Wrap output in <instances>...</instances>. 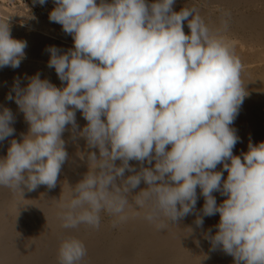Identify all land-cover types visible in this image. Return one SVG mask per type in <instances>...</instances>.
Masks as SVG:
<instances>
[{"label": "clouds", "instance_id": "1", "mask_svg": "<svg viewBox=\"0 0 264 264\" xmlns=\"http://www.w3.org/2000/svg\"><path fill=\"white\" fill-rule=\"evenodd\" d=\"M174 3L54 0L49 20L73 39L67 51L47 49L48 66L64 83L58 88L38 74L23 87L14 81L8 99L28 131L0 158V187L54 188L68 159L62 135L70 125L99 154L86 153L88 170L60 205L64 229H98L102 213L127 219L129 194L141 182L147 187L134 195L135 206L163 229L162 218L176 223L195 212L199 189L203 216L219 214L217 230L206 234L213 250L222 248L234 264H264V141L249 142L240 156L232 151L239 139L232 124L247 95L242 64L222 35L226 20L213 29L197 8L174 11ZM26 47L11 36L8 18L0 20V67L18 68ZM76 110L87 122L82 129ZM13 121L10 109L0 111V141L13 135ZM86 255L80 239L62 238L59 264H82Z\"/></svg>", "mask_w": 264, "mask_h": 264}, {"label": "bare ground", "instance_id": "2", "mask_svg": "<svg viewBox=\"0 0 264 264\" xmlns=\"http://www.w3.org/2000/svg\"><path fill=\"white\" fill-rule=\"evenodd\" d=\"M184 6L197 8L210 28H220L222 21H227V30L222 35L233 45L240 59L241 80L247 92L232 124L239 137L232 151L240 156L247 152L249 142L264 141V0H175L173 10L179 11ZM4 15L0 14V20L8 18L11 36L26 41L27 47L18 68L0 67V111L11 110L15 129L11 137L0 141V158L6 156L11 139L20 141L28 131L23 112L14 100L8 99L9 94L15 95L12 91L14 81L21 85L27 74H38L56 87H62L64 82L58 78L55 69L48 66L47 49L55 46L60 51H67L73 47L72 36L60 25L50 24L49 14L43 16L46 17L44 25L40 20L27 23ZM183 30L186 34L189 32L186 21ZM7 81L11 84L5 87ZM75 119L77 129L87 123L79 110L75 112ZM62 138L68 159L61 167L54 188L40 185L29 191L22 185V191H12L0 187V264H59L61 240L69 235L80 239L87 249L82 264H234L231 255L220 247L213 250L206 238V234L217 230L219 214L203 216L204 199L199 189L195 212L176 223L162 218L166 224L163 229L145 220L143 209L135 206L134 195L147 187L143 182L129 194L131 207L126 210L127 219L119 221L102 213L98 229L86 225L64 229L58 215L60 205L65 202L71 186L87 172L86 153H99L96 148L89 149L86 140L71 131L70 125ZM130 164L139 168L136 161H130ZM217 170L227 175L222 165H217ZM129 174L125 173L126 176ZM213 196L217 203L225 198L219 192H213ZM197 215L203 216V226L194 223Z\"/></svg>", "mask_w": 264, "mask_h": 264}, {"label": "rangeland", "instance_id": "3", "mask_svg": "<svg viewBox=\"0 0 264 264\" xmlns=\"http://www.w3.org/2000/svg\"><path fill=\"white\" fill-rule=\"evenodd\" d=\"M54 6V0L51 2H45L43 5H40L39 3L35 2V0H0V14H5L4 16L7 17L12 16L14 18L21 19L26 21L27 23H32L35 20H40L41 24L44 25L43 21L46 17L43 18V16L45 14H49L50 10ZM50 24L60 25L52 21H50ZM60 27L62 26L60 25ZM30 76L31 74H27L26 78L22 80V87L27 84L28 78ZM10 84L11 82L7 81L5 82L4 86L7 87Z\"/></svg>", "mask_w": 264, "mask_h": 264}]
</instances>
